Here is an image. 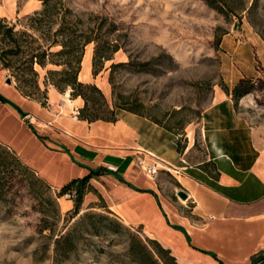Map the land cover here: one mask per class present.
Wrapping results in <instances>:
<instances>
[{
	"label": "crops",
	"instance_id": "0c3cea01",
	"mask_svg": "<svg viewBox=\"0 0 264 264\" xmlns=\"http://www.w3.org/2000/svg\"><path fill=\"white\" fill-rule=\"evenodd\" d=\"M38 1L0 0V17L13 20L37 9ZM220 48L230 89L239 79L264 73L258 37L226 32ZM6 78L0 63V93L9 100L0 99V143L36 173L62 185L103 165L124 180L110 172L108 187L96 185L109 206L123 221L141 223L180 263L221 264L214 253L225 264H248L257 255L264 264V136L262 127L239 111L231 92L217 89L204 108L199 125L205 156L191 162L185 156L191 138L179 149L177 134L146 115L119 108L114 121L88 122L77 116L80 96L49 85L42 104ZM137 158L171 171L187 192L180 202L186 211L158 196L157 182L135 166ZM65 201L72 204L71 198Z\"/></svg>",
	"mask_w": 264,
	"mask_h": 264
},
{
	"label": "rangeland",
	"instance_id": "374dc122",
	"mask_svg": "<svg viewBox=\"0 0 264 264\" xmlns=\"http://www.w3.org/2000/svg\"><path fill=\"white\" fill-rule=\"evenodd\" d=\"M51 2H56L57 7H70L85 24H92L96 15L106 18L105 26L112 22L116 24L118 28L107 36L118 42L120 48L93 75L94 42L87 43L78 78L96 83L111 105L116 103L134 108L173 130L177 134L179 148L191 138L193 147L185 153L191 162L205 156L199 122L217 89L231 92L232 96L235 84L241 88L248 87L249 91L237 97L235 104L240 112L262 127L264 136V73L254 78L239 79L230 89L223 75L220 48L221 37L226 32L248 33L261 39L264 45V0H213L221 10L205 0ZM38 3L37 9H40L42 0ZM33 11L13 20L6 19L0 25V53L17 43L26 50L12 56L13 61H21L31 47L49 42L59 27L60 15H56L51 23L39 25L26 16ZM7 26H13L12 36L6 33ZM22 31L27 34H22ZM58 48L60 44L51 46V50ZM142 62L147 63L143 65ZM34 68L38 71L41 89L46 88L47 92L52 84L44 85L46 69L61 66L48 62L44 68L35 63ZM7 76L15 83L8 70ZM66 92L70 93L69 88ZM242 97L247 100V105L238 104ZM0 147L11 151L1 143ZM11 152L22 161L18 154ZM30 168L43 181L37 180L29 185L25 174L19 171L4 178L10 186L0 195V264H136L127 253V233L109 230L91 233L89 220L83 217L85 211L117 217L144 241L146 237L157 239L147 233L141 223L123 221L116 207L112 209L109 206L110 199L98 189L102 188L101 184L108 187L105 185L109 184L106 173L110 172L107 170L100 173L103 177L96 175L95 180H90L95 187L98 186L96 190L101 197L97 192H91L87 197L86 192L79 213L73 214V195L70 192L57 194L63 184L54 185ZM114 176L119 179L116 174ZM153 178L158 185V196L183 211L187 210L180 204L182 199L176 194L180 187L171 171L158 169ZM68 198L72 199L69 207L65 201ZM71 229H74L75 244L68 250V244L63 241L56 244V240ZM148 246L151 248L153 244L148 243Z\"/></svg>",
	"mask_w": 264,
	"mask_h": 264
},
{
	"label": "trees",
	"instance_id": "16d2710c",
	"mask_svg": "<svg viewBox=\"0 0 264 264\" xmlns=\"http://www.w3.org/2000/svg\"><path fill=\"white\" fill-rule=\"evenodd\" d=\"M51 1L42 0V7L40 9H35L31 14L26 15L27 18L33 19L34 22L39 25L43 23H51L56 15H60L59 27L54 30L52 33L53 37L49 42L36 47H31L21 61H19V59H17L18 61H13L11 58L14 55L26 51L22 48L20 43H17L15 47L9 48L0 53L2 67L6 68L14 77L15 87L24 96L38 99L44 104L47 98V92L46 88L41 89L38 83V71L34 68V64L37 63L44 68L47 63L50 62L60 65L61 68L46 69L44 85L52 84L60 92H65L67 88H69L70 96H80L83 99V104L78 108L77 116L79 119H84L88 122L96 119L114 121L116 119V108L118 107L145 115L134 108L124 107L116 103L111 105L96 83L82 81L78 78L84 54V47L87 43L94 42L91 62L93 75H96L99 70L103 68L105 61L110 60L113 57V53L120 48L118 42L113 41L107 36L108 33L118 28L116 24L112 22L105 26L106 18L97 15L93 17L92 24H85V21L77 16L70 7L65 5L57 7L56 2ZM205 1L209 5H213L217 7L218 10H221L220 7L213 4V0ZM5 20L6 18L0 17V25ZM6 33L7 35L12 36L13 26H7ZM21 33L24 34L26 32L22 31ZM58 36H61V38H58ZM56 44H60V48L51 50V46ZM146 63L147 62H142L143 65ZM111 65H115V63H111ZM223 87L227 89L225 86ZM248 91V87L241 88L237 83L232 88V97L235 100L237 97ZM0 99L3 101H9L1 93ZM104 170L116 174L120 180L124 181L116 171L100 165L97 168L89 167L88 173L74 177L60 187V190L57 193L58 196L66 192H70L73 195V214L79 213L83 195L86 192H97V188L90 179L99 175ZM14 171H19L21 174H25L29 185H33L37 180L43 181V179L36 176L31 171V168L24 164L15 154L0 147V195L2 193L1 191H4L10 186V184L4 181V178L7 174L13 173ZM145 190L150 191L147 189ZM97 194L101 197L99 192H97ZM108 211L111 212L110 210ZM83 217L89 220L88 229L93 234H98L101 230H109L116 233L122 231L126 232L129 238L127 253L130 260L136 264H182L177 260L169 247L163 246L155 238L146 237L144 241L117 217L112 218L105 213L87 211L83 213ZM173 226L176 228H182L179 225ZM73 232L74 229H71L65 234L60 235L56 240V244H60V242L63 241L65 244L69 245L68 250L72 249V244H75ZM148 243H152L153 246L149 248ZM201 250L209 252L204 249ZM211 254L217 258L221 264H225L214 253ZM259 259L260 255L253 256L248 264H260Z\"/></svg>",
	"mask_w": 264,
	"mask_h": 264
},
{
	"label": "built area",
	"instance_id": "2783aa9c",
	"mask_svg": "<svg viewBox=\"0 0 264 264\" xmlns=\"http://www.w3.org/2000/svg\"><path fill=\"white\" fill-rule=\"evenodd\" d=\"M135 166L143 170L147 175H154V173H156L157 171V167L155 165L145 164V162L141 158L136 159Z\"/></svg>",
	"mask_w": 264,
	"mask_h": 264
},
{
	"label": "water",
	"instance_id": "95a60500",
	"mask_svg": "<svg viewBox=\"0 0 264 264\" xmlns=\"http://www.w3.org/2000/svg\"><path fill=\"white\" fill-rule=\"evenodd\" d=\"M236 26V24H234V27ZM11 81V79L7 76V78H6V82H10ZM176 194L181 198V199H185L186 197H187V192L185 191V190H183V189H178L177 191H176Z\"/></svg>",
	"mask_w": 264,
	"mask_h": 264
}]
</instances>
